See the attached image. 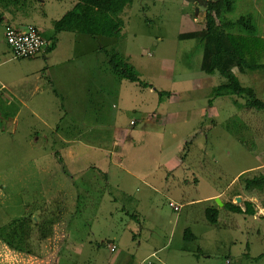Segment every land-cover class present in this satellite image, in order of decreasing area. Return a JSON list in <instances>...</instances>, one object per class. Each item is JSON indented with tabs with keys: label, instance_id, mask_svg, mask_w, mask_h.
Masks as SVG:
<instances>
[{
	"label": "rangeland",
	"instance_id": "obj_1",
	"mask_svg": "<svg viewBox=\"0 0 264 264\" xmlns=\"http://www.w3.org/2000/svg\"><path fill=\"white\" fill-rule=\"evenodd\" d=\"M31 2L35 14H29L30 20L35 21L48 10L40 0H11L10 4L19 12H29ZM207 12V7L189 0H135L123 14L126 24L122 34L105 38L107 48L122 54L152 88L116 76L105 53V64L102 62L99 69L90 67L93 81L80 85L82 93L36 94L47 98L56 114L63 116L60 128L66 135L82 133L89 140L90 148L78 144L76 150L81 154L73 166L49 152L59 148L55 137L36 142L47 130L33 115L27 124L20 116L9 131L0 120V238L6 242L21 239V221L30 218L32 246L49 244L55 236L65 240L63 233L90 235L93 246L86 255L90 264L111 256L107 240L113 234H122L124 240L127 233H143L137 241L145 243L151 235L163 242L176 233V242L182 243L188 227L200 234V242L189 245L202 247L205 264L210 262L206 256L213 253L211 263L226 260V233L235 238L241 233H261L262 242L253 251L264 252V221L247 217L245 223L255 228L243 232L232 222L229 227L208 222L204 201L187 204L231 185L233 190H243L245 177L253 172L241 171L264 160V112L246 107L244 98L236 95L215 97V88L227 84L228 78L203 71V44L180 38L182 33L205 28ZM244 15L252 16L257 34L264 37V0H238L235 9L226 14L233 20ZM7 43L1 24L0 77L12 79L8 82L20 96L21 88L26 87L29 101H35L34 90L46 83V70L42 71L38 59L15 58ZM234 73L264 100V70L242 73L236 67ZM210 99H214L212 105ZM7 109L0 104L1 112ZM210 113H217L216 119L210 118ZM44 154L49 155L42 157ZM123 156V163L116 162ZM178 156L184 159L187 170L182 169L184 174L175 180L170 176L169 181H163L166 166L175 163ZM253 197L263 206L264 190L255 191ZM172 200L183 204L180 212L170 205ZM39 226L46 227L40 230ZM8 233L18 236L12 238ZM41 233L48 237L40 238ZM4 247H0V264H8ZM235 248L241 251V243ZM35 256L47 259L41 250ZM24 263L33 264V260L25 259ZM233 264H264V256L247 262L237 257Z\"/></svg>",
	"mask_w": 264,
	"mask_h": 264
},
{
	"label": "crops",
	"instance_id": "obj_2",
	"mask_svg": "<svg viewBox=\"0 0 264 264\" xmlns=\"http://www.w3.org/2000/svg\"><path fill=\"white\" fill-rule=\"evenodd\" d=\"M40 2L44 5V7H48V10L39 15L38 20L31 21L30 16L35 14L33 10V2H31L28 7V9H30L29 12H26V10L24 11L22 9L21 12H19L15 10L12 4H10L11 0H0V25H3V32L6 42V30L8 27H15L16 29L22 30L33 24L43 31V36L47 41V49L44 51V53L35 57L34 59H38V62L41 63L42 71L45 69L48 76L46 83L43 82L42 84H39V86L34 90L35 101H32V99L29 101V98L26 96V87L21 88L20 96L18 92L14 90V85L8 82V80L11 81L12 79L8 77H0V104L12 109V111H10V109L8 111L7 109L4 113L0 111V120L5 121V129L9 131V127L11 125L13 126L14 124H17L20 116L21 120L23 119L24 123L27 124L30 114L33 115L34 118H37L46 127V129H44L47 130V132L44 131L42 133V136H37L36 142L40 141V139L43 140L44 137L46 139L50 138L49 141H53V137H55L56 140L59 141V148H56L52 151L49 150V152H51V155L56 154V156L59 158L63 157L61 158L62 161L65 160L69 166H73L75 159L81 154L76 150L78 148V144L82 145V147L85 146V148H90L89 140H86L82 133L77 136L66 135L63 129L60 128L62 127L60 120L63 118V116L61 118L60 113L56 114V108H54V105L51 106V103L47 101V98H39L36 94L42 93V91L44 93L56 92L58 96L78 95L82 93L83 90L81 89L80 85L85 84L88 86L89 81H93L89 76L91 72L90 67L96 66V68L99 69L102 62L104 64L106 63V45L104 44V41L107 37H93L85 33L63 31L57 35L56 47L52 51H49L48 47L51 43H53L56 36L54 25L55 21L61 19L68 11H70L77 4L78 0H40ZM93 74L94 73H92V75ZM97 75H99L98 72ZM93 77L95 78V75H93ZM99 79L100 77L97 78V81ZM9 85H12V87ZM12 93L14 96H11ZM43 100L45 102H43ZM54 103L57 106L56 101ZM14 105L16 106V110L14 113H12L14 110ZM216 117L217 113H210V118L216 119ZM73 120H75V118H73ZM1 129L3 128L0 127V130ZM27 141L31 144H33V142L35 143L34 140ZM47 155L49 154H44L42 157H46ZM181 157L182 156H178L175 163H171L166 166V169L163 173V181H169L170 176H173V180H175L184 174L182 169L187 170V168L185 166L183 167L185 163L184 159ZM123 160L124 156L123 158L119 157L116 162L123 163ZM263 170L264 160H259V164L245 168L241 171V173L246 172L247 174H250L253 172L252 176L248 177L247 175V177H245L251 178L264 174ZM105 171L107 172V170ZM239 178L241 179V177ZM179 181L181 182V180ZM43 182H45V180H43ZM175 186H177V183ZM231 186H229L228 189H217L216 192L207 198L189 200L187 204H194L199 201H204L208 204V206L204 209V213H206L209 207H218L220 212L219 221L218 223L214 224L216 226L224 224L225 227H229V223L232 222V224L238 226L244 232V230L251 228L250 225L245 223V220L248 219L247 217L250 216L256 221L263 222L264 205L262 204L263 206H259V204H257V199L253 196L255 191H263L264 188L247 189L246 181L244 182L243 190H233V188L231 189ZM229 189H231L230 192ZM238 196L242 197V202L252 201L254 203L257 210L255 215L240 214L225 208V204L227 202L232 201L234 203L241 204L242 202L239 203L237 201ZM218 198L223 202V205L217 204ZM71 199L73 200V198ZM77 199H80V196H78ZM214 201L216 203H213ZM172 202L180 206L178 211L180 212L183 204L172 200L170 201V205ZM241 205L245 207L244 204ZM222 208L224 210H222ZM239 215L244 216V218L237 217ZM205 218L207 219V215ZM254 228L255 227H252L251 230ZM259 231H261V228ZM63 234L65 240L60 239L61 236L60 238L55 236L54 239H49V244L44 242L43 245H40L42 242L39 243V247L38 245L32 246L31 243L30 247L27 248L29 251H21L17 248H14L2 238H0V243H2L0 247L5 246V261L8 264H21V262L25 261V259L33 260V264H41L42 262H45L43 264H90L89 262H91V260L86 255L88 254L87 250L90 249V246H93L91 236L88 235L86 237H80L75 233ZM93 234L96 236V233ZM140 234L143 233H127V237L124 240L122 238V234H113V237H110L107 240V249L111 256L98 264H205L203 263L201 257L202 247L199 245H189L193 244V242H200L199 239L201 238L200 234L194 232L191 227H188L185 233H183L182 243L176 242V233H171L170 236H167L169 239L167 241L164 240L163 242L156 241L154 236L151 235V237L147 239L149 241H154L153 243L148 242L147 239L145 243L142 240L137 241ZM226 234L229 243L228 251H226V254H224V256L227 257L226 260L218 261L216 259L211 263L212 258L215 256L213 253V255L210 254L209 256H206L210 259L208 264H233V259L237 257H241L242 261L247 262L250 260V258L254 260L261 259V257L264 256V252L260 249L253 251V248L262 242L260 237L261 233H241V237L239 238L233 237V233ZM5 238L7 239L8 237ZM12 241L14 243L13 239ZM240 243L242 245L241 251L235 248V245H239ZM144 244L147 246L143 248ZM114 246L116 249L113 251L112 247ZM40 250L47 254V259H40L39 257L35 256V254H38ZM26 256L28 258H25Z\"/></svg>",
	"mask_w": 264,
	"mask_h": 264
},
{
	"label": "trees",
	"instance_id": "obj_3",
	"mask_svg": "<svg viewBox=\"0 0 264 264\" xmlns=\"http://www.w3.org/2000/svg\"><path fill=\"white\" fill-rule=\"evenodd\" d=\"M189 1L207 7L206 26L199 31L182 33L180 38L199 40L203 44L204 51L202 70L209 74L220 73L228 78L227 84L215 88V97L236 95L244 98L246 107L264 112V100L257 95L255 89L244 86L234 73L236 67L242 73L264 70V61L261 60L264 56V37L257 34L258 28L252 21V16L244 15L238 20L229 19L226 16L227 12L235 9L238 0ZM134 2L135 0H78L70 11L55 21L56 36L48 50L52 51L56 47L57 35L63 31L85 33L93 37L118 38L126 24L123 14ZM237 28L239 32L235 30ZM105 52L109 58L110 68L116 76L145 87H153L141 78L138 69L126 61L122 54L113 52L107 46ZM166 93L161 92L160 94ZM209 103L212 105L214 99H210ZM245 181L247 189L264 188V174L245 178ZM244 206L232 201L225 204V208L236 213L256 214L257 210L252 201H244ZM219 212L218 207L207 209L206 215L210 223H218ZM30 221V218L21 221L22 233H19L21 239L18 238L14 243L8 240L10 246L21 251H29L27 248L31 245L29 240L33 235L32 225L29 226ZM45 227L40 228L39 226L40 230H44ZM9 234L12 238L18 236V233ZM45 237H48L47 233L40 234V238Z\"/></svg>",
	"mask_w": 264,
	"mask_h": 264
},
{
	"label": "built area",
	"instance_id": "obj_4",
	"mask_svg": "<svg viewBox=\"0 0 264 264\" xmlns=\"http://www.w3.org/2000/svg\"><path fill=\"white\" fill-rule=\"evenodd\" d=\"M6 39L15 58H35L47 49V41L43 36V31L33 24L22 30L8 27ZM132 124H136V121L133 120ZM171 205L175 210L179 211L180 206L174 202ZM115 249V246L112 247L113 251Z\"/></svg>",
	"mask_w": 264,
	"mask_h": 264
},
{
	"label": "water",
	"instance_id": "obj_5",
	"mask_svg": "<svg viewBox=\"0 0 264 264\" xmlns=\"http://www.w3.org/2000/svg\"><path fill=\"white\" fill-rule=\"evenodd\" d=\"M217 201L220 203V205H223V202H222L219 198L217 199ZM237 201H238L239 203H241V202H242V197L238 196V197H237Z\"/></svg>",
	"mask_w": 264,
	"mask_h": 264
}]
</instances>
